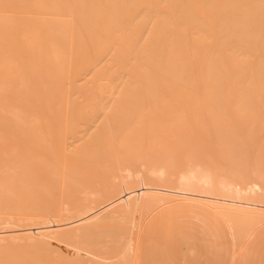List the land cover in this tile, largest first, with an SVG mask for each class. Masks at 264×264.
Returning <instances> with one entry per match:
<instances>
[{
  "label": "bare ground",
  "instance_id": "6f19581e",
  "mask_svg": "<svg viewBox=\"0 0 264 264\" xmlns=\"http://www.w3.org/2000/svg\"><path fill=\"white\" fill-rule=\"evenodd\" d=\"M260 93L264 0H0V264H139L137 219L172 201L241 247Z\"/></svg>",
  "mask_w": 264,
  "mask_h": 264
},
{
  "label": "rangeland",
  "instance_id": "374dc122",
  "mask_svg": "<svg viewBox=\"0 0 264 264\" xmlns=\"http://www.w3.org/2000/svg\"><path fill=\"white\" fill-rule=\"evenodd\" d=\"M221 95L230 94L224 93ZM260 95L263 98L264 93H260ZM222 97L218 100L221 101ZM228 97H225V99ZM261 101L264 102V98ZM255 116L258 117L257 113L254 114ZM241 117L246 118V115ZM204 132L202 133L205 135ZM206 134L208 135V132ZM263 135L264 131H261L260 136L255 135L250 143L247 141V151L242 148L246 153H242L241 159L244 162L247 161L246 165L248 167L243 166L247 171H250L252 167H254L253 169L258 168L260 172L264 171L263 166L260 167L258 164L257 167L256 164V162L259 163L258 157L261 154L259 156L253 154L261 139L263 140ZM257 137L261 139L256 140ZM246 138H243V142L247 140ZM222 142L227 141L222 140ZM233 142H236V140ZM233 142L228 143L233 145ZM243 142L240 141L239 143ZM217 146L215 145L209 149H213V152H217V155L214 154L219 156L220 151L216 149ZM243 150L240 151L244 152ZM216 156L215 158H218ZM253 156L256 157L254 160ZM198 159V162L204 165V153H201ZM248 168L251 169L248 170ZM232 170H236V168L233 166ZM246 170L241 171L243 176L246 174L245 178L249 175L248 173L244 174ZM144 213L141 215L142 222L144 223L146 220L144 224H141L140 217L137 219L139 264H264V221L249 225L246 228L245 236L239 237L241 247L237 248L233 244L235 232L228 226L224 218L201 204L188 201H172ZM139 220L140 223H138ZM119 227L123 228L122 225H119Z\"/></svg>",
  "mask_w": 264,
  "mask_h": 264
},
{
  "label": "crops",
  "instance_id": "0c3cea01",
  "mask_svg": "<svg viewBox=\"0 0 264 264\" xmlns=\"http://www.w3.org/2000/svg\"><path fill=\"white\" fill-rule=\"evenodd\" d=\"M137 250H138V247H137Z\"/></svg>",
  "mask_w": 264,
  "mask_h": 264
}]
</instances>
